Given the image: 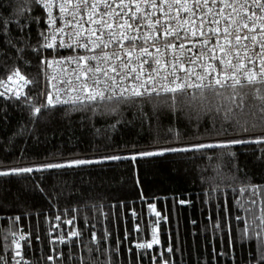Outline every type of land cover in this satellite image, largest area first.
<instances>
[{
  "label": "trees",
  "instance_id": "16d2710c",
  "mask_svg": "<svg viewBox=\"0 0 264 264\" xmlns=\"http://www.w3.org/2000/svg\"><path fill=\"white\" fill-rule=\"evenodd\" d=\"M45 30L38 0H0V171L34 169L0 175V264H264V143L191 148L259 130L163 95L45 108Z\"/></svg>",
  "mask_w": 264,
  "mask_h": 264
},
{
  "label": "snow or ice",
  "instance_id": "6c2138e0",
  "mask_svg": "<svg viewBox=\"0 0 264 264\" xmlns=\"http://www.w3.org/2000/svg\"><path fill=\"white\" fill-rule=\"evenodd\" d=\"M65 4L74 5L78 9L88 8L87 23L98 26L88 29L80 25V28L81 32H88L90 38L95 37L90 40V43L95 48L101 49L102 56L97 54L92 57H76L77 63L83 61L87 65V70L83 73L85 78L92 73L93 86L100 83L96 73H103L113 82L117 81V76L111 75L105 68L93 67L90 61L98 59L109 61L114 57L120 63L110 65L111 73L119 74L120 81L128 79L129 76L132 80L128 87H122L120 83L115 84L113 91L118 90L119 95L116 99L119 102L124 103L135 98L150 99L163 95L169 107L173 109L180 104L196 112L198 116L211 117V114L215 112L217 117L228 122L233 130L239 129L243 132L259 130V135L252 140L228 139L217 144L198 143L192 144V149L225 148L250 142L264 143V94H261V88L255 87L258 82L264 85V0H119L118 4L116 0H65ZM101 4L103 10L99 8ZM210 4H220L223 7L214 11ZM61 9L66 10L64 5H61ZM197 9L203 15L198 16ZM97 15L99 19H96ZM222 20L223 26H221ZM145 27L146 31L143 30ZM105 35L107 39L104 38ZM114 40L117 42L116 47L130 58L128 61L121 57L120 51H113L111 56L103 52V49ZM221 40L224 43H221ZM122 41L126 44L121 43ZM186 42L200 47L197 48L194 56H186L184 61L179 60L178 56L173 57L177 62L170 65V61L166 58L168 50L180 49L187 53L193 51L191 47H186ZM209 45L211 48H208ZM81 47L87 50L89 44L85 43ZM149 47L155 48V52L160 55H154ZM217 47L221 53L218 58L215 57ZM161 48L164 49L163 53ZM205 55H208L209 60L217 59V64L208 66L207 76L212 78L207 79V83H203L206 76L197 74L196 79L202 83L187 82L186 77L190 73L185 61L195 64L197 59ZM133 57L139 61L135 66L131 59ZM227 57L232 59H225ZM233 59L237 63H233ZM222 64L232 70L231 75L225 67L221 66ZM144 65H147V72H144ZM161 66L165 68L171 66L177 71H183L185 75L179 76L176 72H168L167 75L162 76L167 83L157 86L156 76L160 74ZM201 67L204 66L201 65ZM241 71L243 75L238 77L236 73ZM218 76L225 78H216ZM108 87L112 88V84ZM220 89H234V91L225 96ZM45 95L48 97V104L43 107L55 106L51 95L47 93ZM209 97L212 99L210 100ZM86 99L89 102H95L98 99L112 100L114 97L111 95L105 97L103 92L93 93L88 90ZM36 111L39 112L40 109ZM221 131H227L223 124H221ZM164 151L175 152L179 149L167 148ZM158 154L161 153L142 152L139 155ZM135 158L132 157V159ZM106 159H121V157ZM72 163L86 164L92 161L79 160ZM64 166L63 164L43 165L46 168ZM33 170L32 167H12L8 171H0V175L32 173ZM19 254L17 252V255ZM48 259L52 260L53 257L49 256Z\"/></svg>",
  "mask_w": 264,
  "mask_h": 264
},
{
  "label": "built area",
  "instance_id": "2783aa9c",
  "mask_svg": "<svg viewBox=\"0 0 264 264\" xmlns=\"http://www.w3.org/2000/svg\"><path fill=\"white\" fill-rule=\"evenodd\" d=\"M38 2L46 11V54L43 58L42 70L43 96L45 103L48 104V97L45 95L46 93L51 95L54 105L73 104L77 102L88 101L86 99L88 90H91L93 93L103 92L105 97L111 95L114 97V99H116V97L119 95V92L118 90L113 91L115 84L120 83L122 87H128L132 83L131 76H129L126 80L120 81L118 78L119 74L111 73L110 65H119L120 61L116 60L114 57L109 61H104L103 59L90 61V64L93 67L99 66L101 68H105L111 75L117 76V81L113 82L108 80V78L105 77L103 73H96V78L100 81V83L96 86H93V80L91 78L92 73L88 74V78H85L83 75V73L87 70V65H85L83 61H80L79 63L76 61V57L78 56L92 57L93 55L100 54L102 56L103 54L101 49L95 48L90 43V40L95 39V37L90 38L88 32H81L80 25H84V27L88 29L98 27L97 25H91L87 23L89 9L86 7L78 9L74 5L65 4V0H51V2H49V0H38ZM118 3L119 0H116V4ZM61 5H64L66 10H62ZM209 6H211L214 11L223 7L220 4H210ZM99 8L103 10V5H99ZM196 12L198 16L203 15L199 9H197ZM73 13H75V15H73ZM96 19H99L98 15ZM149 19H151V17ZM78 21L79 23H77ZM221 26H223V20L221 21ZM143 30L146 31V27ZM77 33L81 34L78 35ZM104 38L107 39V36L105 35ZM85 43L89 44V48L87 50L81 47V45ZM116 43L117 42L114 40L112 44L103 49V52H106L109 54V56H111L113 51H120L116 47ZM121 43L126 44V42L123 41ZM221 43H224L223 40H221ZM48 45H52V47H48ZM159 46V43H157V47ZM186 47H191L193 51L191 53H187L180 49L168 50L166 58L170 61V65L177 62L173 59L175 56H178V59L181 61H184L186 56H194L197 48L200 46L187 44L186 42ZM208 48H211V45H209ZM149 50L152 51L154 55H160L155 52V48L149 47ZM163 52L164 49L161 48V53ZM120 55L125 61L130 59L125 55L124 51H120ZM209 55H211V52H209ZM220 56L221 53L219 52V47H217L215 49V57L218 58ZM216 58L209 60L208 55H205L197 59L195 64L187 63L185 61L186 67L190 73V75L186 77L187 82L202 83L200 80L196 79V75L204 74L206 79L203 81V83H207V79L212 78L207 76L208 66L210 64H217ZM131 59L133 66L139 63L135 57ZM145 59H147V57H145ZM225 59H232V57H227ZM233 63H237V61L233 59ZM201 65L204 67L202 68ZM221 66L226 68V65L224 64ZM147 71V65H144V72ZM226 71L229 75L232 74L231 69L226 68ZM168 72H176V74L179 76L185 75L183 71H177L171 66L167 68L161 66V72L156 76L157 86L167 83L162 79V76L167 75ZM236 75L238 77H242L243 72H238ZM77 77H79V79ZM216 78L224 79L225 77L218 76ZM9 84L12 85V82L9 81ZM109 84H112V88L108 87ZM12 90H15V88L12 87ZM17 92H19V90ZM78 97L79 99H77Z\"/></svg>",
  "mask_w": 264,
  "mask_h": 264
},
{
  "label": "rangeland",
  "instance_id": "374dc122",
  "mask_svg": "<svg viewBox=\"0 0 264 264\" xmlns=\"http://www.w3.org/2000/svg\"><path fill=\"white\" fill-rule=\"evenodd\" d=\"M67 163H69V162H67ZM8 170H9V169H8ZM8 170H7V171H8Z\"/></svg>",
  "mask_w": 264,
  "mask_h": 264
}]
</instances>
